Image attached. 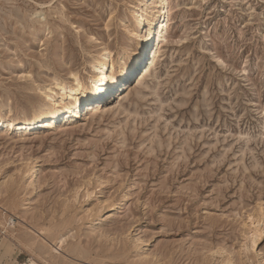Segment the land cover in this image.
Returning a JSON list of instances; mask_svg holds the SVG:
<instances>
[{
    "label": "rangeland",
    "instance_id": "1",
    "mask_svg": "<svg viewBox=\"0 0 264 264\" xmlns=\"http://www.w3.org/2000/svg\"><path fill=\"white\" fill-rule=\"evenodd\" d=\"M168 3L120 104L63 131H0V238L14 242L8 216L25 226L9 260L264 264V0ZM142 4L0 0V107L31 115L102 48L116 61ZM61 235L56 252L40 240Z\"/></svg>",
    "mask_w": 264,
    "mask_h": 264
},
{
    "label": "bare ground",
    "instance_id": "2",
    "mask_svg": "<svg viewBox=\"0 0 264 264\" xmlns=\"http://www.w3.org/2000/svg\"><path fill=\"white\" fill-rule=\"evenodd\" d=\"M173 8L168 0H143L142 7L134 10L133 23L128 28L131 43L126 49L124 48L125 50L116 61L111 59L110 50L102 48L93 59L83 78L73 74V81L70 86L58 79L54 83L58 89L57 92H54L53 89L48 90L50 93L42 92L41 95L46 98L47 102L32 109L31 115H28L27 111H21L11 116L8 114L10 113L9 107L3 104L0 107V131L7 133L20 129L26 132L33 127V130L38 133H41L45 128L53 127L58 131H63L70 127L72 124L70 121L75 118L82 116L81 118L87 119L103 112V103L106 100L111 102L109 106L120 104L131 90L130 85L126 84L137 76L134 73L143 61L144 54L147 52L149 55L153 54L154 57L158 45L165 41V34L170 21L169 14ZM104 216V214L99 215L96 224H100ZM15 224L19 227L24 226L8 216L2 233L11 234L14 238L12 241L22 243L20 236L14 234ZM2 240L11 241L9 236L2 237ZM40 240L44 246L53 252L61 249L66 243L64 235L58 237L54 243L44 238H40ZM34 243V240H30L24 245L28 244L29 246ZM35 262V258L30 256L29 264H37Z\"/></svg>",
    "mask_w": 264,
    "mask_h": 264
},
{
    "label": "crops",
    "instance_id": "3",
    "mask_svg": "<svg viewBox=\"0 0 264 264\" xmlns=\"http://www.w3.org/2000/svg\"><path fill=\"white\" fill-rule=\"evenodd\" d=\"M11 243H13L15 246L11 247L10 245H8L7 241H4L2 240V238H0V264H17L16 261L9 260V255H11L10 250L13 247H18V248L20 247L17 246V243L15 242H11ZM29 260H30V256H29ZM29 260H28V263H29Z\"/></svg>",
    "mask_w": 264,
    "mask_h": 264
}]
</instances>
